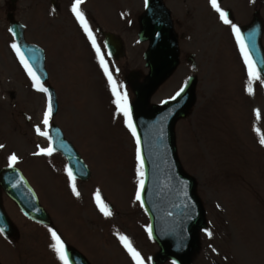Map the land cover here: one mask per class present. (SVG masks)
<instances>
[{
	"label": "rangeland",
	"instance_id": "rangeland-1",
	"mask_svg": "<svg viewBox=\"0 0 264 264\" xmlns=\"http://www.w3.org/2000/svg\"><path fill=\"white\" fill-rule=\"evenodd\" d=\"M50 1L17 0L12 5L14 16L25 26L26 41L46 52V85L57 95V115L49 126L63 130L92 176L86 183L75 181L77 198L60 156L34 155L49 146L35 131L37 126L42 131L49 128L42 123L47 97L32 87L11 41L7 42L6 14L11 4L0 0V52L6 60V68L0 67V145H4L0 170L8 167V157L15 153L16 168L25 175L51 221L42 227L26 220L3 196L16 236L4 240L0 235V264H61L50 247L49 228L89 264H135L118 235L127 237L144 264H173L161 258L149 236V219L136 200L135 138L123 115L117 113L96 51L71 11L75 0H53L57 9ZM144 3L83 0L80 5L109 71L120 91L127 94L129 107L134 88L148 74L144 62L148 45L138 39ZM217 3L222 11L231 12V21L238 27L247 25L255 12L264 24V0ZM166 7L175 22L180 61L153 93L148 107L176 97L189 80L194 82V103L174 127L177 159L184 174L195 182L194 193L204 215L190 264H264V146L260 144L264 82L253 81L249 94L247 67L235 36L209 0H169ZM102 32L123 42L125 56L118 62L107 60ZM3 44L21 70L14 68ZM130 75L136 76L132 85L126 82ZM97 191L110 208V217L99 211ZM209 231L211 238L206 235Z\"/></svg>",
	"mask_w": 264,
	"mask_h": 264
},
{
	"label": "water",
	"instance_id": "water-1",
	"mask_svg": "<svg viewBox=\"0 0 264 264\" xmlns=\"http://www.w3.org/2000/svg\"><path fill=\"white\" fill-rule=\"evenodd\" d=\"M9 23V32L21 53L40 80H46L43 52L24 41L22 25L10 17ZM141 27L140 39L150 41L145 55L149 76L147 83L136 91L132 112L144 160L145 187L142 202L150 218L152 236L158 243L162 256L174 259L178 264H189V257L196 246L195 234L203 224V215L193 195L194 183L181 173L175 158L172 130L175 121L183 117L191 106L193 88L189 85L176 101L163 108H152L149 113L145 111L151 94L176 67L178 53L169 14L159 0L148 1ZM240 30L257 69L262 70L260 74L264 79L262 23L254 18L249 26ZM104 38L107 50L112 57L117 58L121 54L120 44L109 34H105ZM51 138L54 150L64 156L75 179L87 181L90 177L89 170L72 146L64 141L58 129L52 128ZM0 186L27 218L41 224L49 223L48 216L39 207L33 191L17 169L0 171ZM0 229H3L2 233L6 236L13 234L1 204ZM67 254L69 264H87L75 251L69 250Z\"/></svg>",
	"mask_w": 264,
	"mask_h": 264
},
{
	"label": "snow or ice",
	"instance_id": "snow-or-ice-1",
	"mask_svg": "<svg viewBox=\"0 0 264 264\" xmlns=\"http://www.w3.org/2000/svg\"><path fill=\"white\" fill-rule=\"evenodd\" d=\"M209 2H210L212 9L216 13L219 14V19L221 20V22L227 25L231 29L232 34L235 36L236 44L239 47L240 54L243 57L244 64L247 67L248 85H249L248 92L251 95L252 94L251 85L253 81L262 79L261 74H260L262 70L257 69L256 62L253 61L251 57L248 45L245 42V39L241 33L240 28L229 19L227 12L221 10L220 6L217 3V0H209ZM82 3H83V0H75V3L73 4L71 11L75 15L76 20L80 23V26L84 30V33L86 34V36L91 41L92 47L96 51V55L99 58L100 66L104 71V75L107 77L112 96L114 97L113 103L116 106L117 113L123 115L125 126L131 132V135L135 138L136 159L138 162V167L136 169L137 176H138V190L136 192V200L141 201L142 193L144 192V177H145L144 160H143V156L141 153L140 138L137 135V131H136L135 125L132 120L131 110H130L128 99H127V94L122 93L120 91V85L113 78V75L109 71L108 65L104 61V58L101 54V49L97 45V42L93 36L92 30L89 27L88 22L84 17V13L80 11V5ZM145 3L147 5V0H145ZM9 31H11V29H9ZM11 48L16 53L25 72L27 73L28 77L31 79L32 87L37 92L44 93L47 96V108H46V111L44 112V118L42 121L44 127L47 128L49 127V121L51 119L52 112H53L52 95L49 92L48 88L44 86L40 78L36 75L35 71L33 70L32 66L28 63L24 55L21 53L19 46L13 43L11 45ZM183 90L184 89L181 88L180 91L176 93V96H180ZM173 99H175V97H173ZM35 131L37 135L49 139V143L51 144V138L49 137L48 132L42 131L39 126L36 127ZM260 144L261 146H264V136L261 137ZM3 147L4 145H0V148H3ZM52 153H53V149L51 146H49L47 149H40V151L34 153V155L51 156ZM18 163H19V160L15 153L11 154L8 157V167L9 168L14 169ZM67 175H68V179L70 182L72 194L75 195L77 198H79L80 193L77 190V187L75 184V177L70 169L68 170ZM13 186L15 187L16 185L14 184ZM95 200H96L97 207L99 208V211L106 218L110 217L112 215V212L110 208L108 207V205L103 203V201L101 200L99 191H97V193L95 194ZM48 231L51 234V239H52V243L50 247L52 251L55 253L56 258L61 262V264H69V258L65 250L64 242L61 240L60 236L54 230L49 228ZM148 231H149V236L151 237V229H149ZM2 232H3V229H0V233ZM206 235H208L209 238H211L212 233L209 231V232H206ZM118 239L123 244L124 248L127 250V252L131 256L135 264H144V259L141 257L140 253L132 247L131 242L127 239L126 236L118 235ZM173 264H175L174 261H173Z\"/></svg>",
	"mask_w": 264,
	"mask_h": 264
},
{
	"label": "flooded vegetation",
	"instance_id": "flooded-vegetation-1",
	"mask_svg": "<svg viewBox=\"0 0 264 264\" xmlns=\"http://www.w3.org/2000/svg\"><path fill=\"white\" fill-rule=\"evenodd\" d=\"M5 43V42H4ZM0 44H1V40H0ZM4 45V44H3ZM1 48H2V44L0 45V51H1ZM0 61H1V65H0V67L2 68V69H5L6 68V64H5V62H4V56H3V54L0 52Z\"/></svg>",
	"mask_w": 264,
	"mask_h": 264
}]
</instances>
